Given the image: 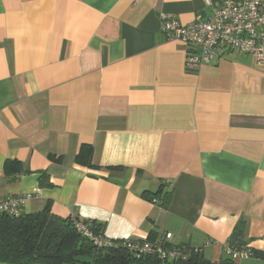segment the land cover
I'll use <instances>...</instances> for the list:
<instances>
[{
    "label": "crops",
    "instance_id": "0c3cea01",
    "mask_svg": "<svg viewBox=\"0 0 264 264\" xmlns=\"http://www.w3.org/2000/svg\"><path fill=\"white\" fill-rule=\"evenodd\" d=\"M208 1L223 0H0V202L211 262L243 220L263 257L237 264H264V64L232 53L187 72L160 32L161 14L189 24ZM83 145L97 169L75 163Z\"/></svg>",
    "mask_w": 264,
    "mask_h": 264
},
{
    "label": "trees",
    "instance_id": "16d2710c",
    "mask_svg": "<svg viewBox=\"0 0 264 264\" xmlns=\"http://www.w3.org/2000/svg\"><path fill=\"white\" fill-rule=\"evenodd\" d=\"M92 148L83 145L75 157L79 166L97 169L92 162ZM16 164L5 163L4 172ZM120 171L122 168H110ZM39 186H50L44 178L39 179ZM151 203L160 205L158 196H149ZM79 222L86 226L89 235H85L75 226ZM104 224L95 220H82L78 217L61 218L51 213L50 204L41 212L11 217L0 214V264H237L226 256L218 262L207 260L198 249L185 246H170L164 240L165 248L181 249L184 259H159L156 255L138 254L129 250L123 240L107 239ZM245 222L239 221L235 226L227 245L238 251H249L253 258H262L258 252L247 248L245 239ZM94 239L105 242L99 247ZM133 242V240H131ZM153 238L141 242L151 244ZM140 243V241H135Z\"/></svg>",
    "mask_w": 264,
    "mask_h": 264
},
{
    "label": "built area",
    "instance_id": "2783aa9c",
    "mask_svg": "<svg viewBox=\"0 0 264 264\" xmlns=\"http://www.w3.org/2000/svg\"><path fill=\"white\" fill-rule=\"evenodd\" d=\"M207 5L211 6L208 1ZM160 32L170 40H178L185 47V70L195 72L202 65L211 64L232 53L252 55L264 64V0H223L211 6L209 14H198L193 22L181 24L178 19L160 15ZM29 196H11L0 202V214L15 217L23 212ZM78 231L89 235L85 225L75 222ZM166 237H169L167 235ZM126 247L138 254L156 255L159 259H184L181 249L165 248L164 243L151 244L123 239ZM101 247L105 242L94 239ZM225 253L236 263L251 259L249 251L224 246Z\"/></svg>",
    "mask_w": 264,
    "mask_h": 264
}]
</instances>
